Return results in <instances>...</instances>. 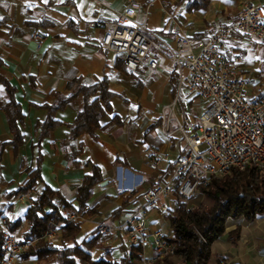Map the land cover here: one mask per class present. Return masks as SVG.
<instances>
[{"label": "crops", "instance_id": "1", "mask_svg": "<svg viewBox=\"0 0 264 264\" xmlns=\"http://www.w3.org/2000/svg\"><path fill=\"white\" fill-rule=\"evenodd\" d=\"M139 1L142 9L137 19L146 20L148 28L166 42L178 35L203 42L210 32L234 22L242 4L264 7V0H210L205 10L188 12L175 0ZM123 9V0H0V75L13 88L23 115L22 142L14 149L9 143L13 133L2 110L7 95L0 86V144H5L0 152V215L8 223L20 221L13 232L18 240L27 230L26 210L43 185L56 192L53 208L61 216L68 209L83 213L79 242L94 236L100 222L117 225L132 199L167 175L169 165L163 163L153 172L148 163L155 155L172 158L178 150V139L166 138L160 129V113L176 93L178 75L173 65L151 53L137 71H128L113 53L100 47L102 31L87 27L90 21L110 23ZM41 22L46 26L34 25ZM227 53L241 56L239 72L251 82V93H263L253 91V84L259 86V77L264 84V41L249 44L234 34L227 42ZM153 60L157 63L155 71L148 67ZM102 78H106L113 96L111 111L99 121L97 138L82 134L70 139V126L83 108V98L78 95L54 113L56 124L37 149V125L45 120L44 106L53 103V93L69 95L67 85L74 79H80L82 86H91ZM193 100L187 94L179 95L173 112L177 120L197 114ZM39 154L42 183H37L35 191L21 194L24 200L19 202L11 194L28 180L27 171L35 168ZM91 165L100 169L101 182L81 209L75 200L76 190L83 177L91 173ZM150 217L149 231L161 230L168 223V215L153 212ZM236 226L240 233L233 245L228 233ZM63 244L70 242L60 237L52 245ZM130 247L120 233L114 232L100 237L90 255L94 260L118 261ZM15 264H37V260L34 256L18 257ZM208 264H264V215L253 222L228 219L225 232L211 246Z\"/></svg>", "mask_w": 264, "mask_h": 264}, {"label": "built area", "instance_id": "2", "mask_svg": "<svg viewBox=\"0 0 264 264\" xmlns=\"http://www.w3.org/2000/svg\"><path fill=\"white\" fill-rule=\"evenodd\" d=\"M123 4L112 22L90 21L87 27L102 31L100 47L113 53L128 71H137L151 53L171 62L178 75L177 88L171 104L160 113V129L166 138L178 139L179 145L174 157L155 155L148 163L153 172L163 163L171 172L135 196L117 225L98 223L95 235L120 233L130 246H140L141 264H157L176 255L171 236L160 229L148 230L151 213L169 215L177 197L189 203L200 195L201 187L233 169L252 166L264 177V92L251 93V82L239 72L241 56L227 53V42L234 34L249 44L264 41V7L243 4L234 22L210 32L203 42L183 35L166 42L148 28L146 20L137 19L142 9L139 0H123ZM148 67L155 71L157 63L150 61ZM181 94L192 96V105L202 108V114L177 120L173 112ZM23 200L24 195L17 196V201ZM62 218V223L44 232V241L54 244L62 227L79 224L83 213L68 209ZM0 234V264H15L36 241L18 240L2 215Z\"/></svg>", "mask_w": 264, "mask_h": 264}, {"label": "trees", "instance_id": "3", "mask_svg": "<svg viewBox=\"0 0 264 264\" xmlns=\"http://www.w3.org/2000/svg\"><path fill=\"white\" fill-rule=\"evenodd\" d=\"M183 5L185 10H205L210 0H175ZM3 24L0 21V26ZM35 26L45 27L46 23L41 22ZM121 66L122 64L118 62ZM2 61L0 60V67ZM123 67V66H122ZM176 78V74H173ZM0 86L3 87L7 100L2 110L5 114L9 130L13 137L9 142L14 149H17L22 142L20 127L23 115L19 104L14 99V90L9 83L0 75ZM67 87L71 91L64 96L53 93L54 101L51 105H45L46 118L37 125L39 129V140L36 143L39 149L40 141L48 135L55 126L54 113L63 109L76 96L83 98V108L75 117L70 126V139L74 140L82 134H87L96 139L97 130L100 129L99 121L106 111L110 112L109 101L113 94L108 90L106 78L98 80L91 86H82L80 79L69 82ZM116 121V118L114 119ZM117 122V121H116ZM5 144H0V152ZM40 154L36 157V166L28 172V180L19 187L11 196L28 194L35 191L37 183H42L39 165ZM171 167L167 169V174ZM101 182V172L97 166L91 165V173L85 175L81 184L76 190L75 200L82 209L90 198L93 188ZM56 192L48 186L43 185L40 192L36 193L32 205L26 210L24 220L27 230L22 241H35L20 257H36L39 264L50 261L52 264H141L140 246H131L129 252L124 254L118 261L94 260L90 250L99 245V236L83 238L77 241L80 232L79 224L66 223L62 227V239L70 242V245L56 247L43 240L45 231L63 222L61 214L53 208V199ZM204 202L186 206L178 197L176 206L168 215V226L171 230L169 242L175 247V255L178 261L165 259L157 264H208L211 257V246L224 233L228 219L243 218L246 222H253L256 217L264 215V177L259 169L249 166L243 171L233 169L230 175L222 178H213L206 186L201 187L200 195ZM69 205L65 204L64 207ZM45 208H52L46 213ZM120 211L115 212L116 218ZM9 231L14 232L20 221L8 223ZM240 227L228 233L231 244H235L239 237ZM3 237L0 234V259L2 257Z\"/></svg>", "mask_w": 264, "mask_h": 264}, {"label": "rangeland", "instance_id": "4", "mask_svg": "<svg viewBox=\"0 0 264 264\" xmlns=\"http://www.w3.org/2000/svg\"><path fill=\"white\" fill-rule=\"evenodd\" d=\"M245 4V3H244ZM243 5V4H242ZM241 5V6H242ZM239 10V9H238ZM238 12V11H237ZM237 15V14H236ZM263 81V78H261V77H259L258 78V85L259 86H257V85H254L253 84V91L254 90H258L259 92H261V91H264V84H260L261 82ZM253 83H254V81H253ZM192 110V109H191ZM202 111H203V109L202 108H198V109H196L195 110V112L197 113V115H200V114H202ZM205 203V204H207V202H205L204 201V199L202 198V196H198L196 199H194L193 201H191V202H189V203H184L186 206H189V207H191L193 204H198V203ZM150 220H151V217H150ZM234 230V229H233ZM161 231L164 233V235L165 236H167V237H170L171 236V233L169 232L170 231V229H169V226H168V223H166L165 225H163L162 227H161ZM232 231V230H231ZM230 231V232H231ZM225 232V231H224ZM240 233V232H239ZM61 237H62V235H61ZM239 238V237H238ZM238 238H237V240H238ZM236 240V241H237ZM230 241V240H229ZM231 242V241H230ZM236 243V242H235ZM171 261H175V262H177L178 261V258L177 257H175V258H173V259H170ZM49 263H51L50 261H45V262H41V264H49ZM37 264H39L38 262H37Z\"/></svg>", "mask_w": 264, "mask_h": 264}, {"label": "snow or ice", "instance_id": "5", "mask_svg": "<svg viewBox=\"0 0 264 264\" xmlns=\"http://www.w3.org/2000/svg\"><path fill=\"white\" fill-rule=\"evenodd\" d=\"M45 3H47V0H44Z\"/></svg>", "mask_w": 264, "mask_h": 264}, {"label": "water", "instance_id": "6", "mask_svg": "<svg viewBox=\"0 0 264 264\" xmlns=\"http://www.w3.org/2000/svg\"><path fill=\"white\" fill-rule=\"evenodd\" d=\"M101 184H103V182Z\"/></svg>", "mask_w": 264, "mask_h": 264}]
</instances>
